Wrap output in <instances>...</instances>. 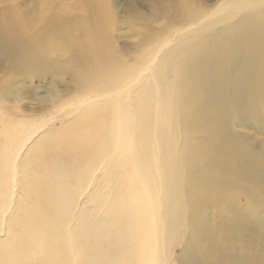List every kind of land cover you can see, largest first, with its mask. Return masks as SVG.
<instances>
[{"label":"bare ground","instance_id":"6f19581e","mask_svg":"<svg viewBox=\"0 0 264 264\" xmlns=\"http://www.w3.org/2000/svg\"><path fill=\"white\" fill-rule=\"evenodd\" d=\"M0 1V264H264V143L236 130L264 133V0H171L159 29L158 0L123 29L115 0ZM65 73L72 120L21 158L49 120L12 118L16 77Z\"/></svg>","mask_w":264,"mask_h":264},{"label":"rangeland","instance_id":"374dc122","mask_svg":"<svg viewBox=\"0 0 264 264\" xmlns=\"http://www.w3.org/2000/svg\"><path fill=\"white\" fill-rule=\"evenodd\" d=\"M30 3H35V0H29ZM141 2L138 7H136L137 12H139L143 16H149L153 18V7L149 4L148 0H135ZM166 1V2H165ZM198 1V0H197ZM202 1V2H201ZM222 0H200L199 4H203L205 8L209 9L211 12L215 10L217 5ZM234 1V0H231ZM143 3V4H142ZM158 10H164L165 12H160L162 15L159 16V21L153 22V28L159 29L160 25L164 22L163 19H167L171 12L169 13L171 0H158ZM35 5V4H34ZM126 5V0H115L112 4V9L115 14L114 24L117 29L125 28L124 25H120L121 18L124 16L123 11ZM10 6V3H5L0 1V13L2 11L7 10ZM162 6V7H161ZM157 9V8H155ZM139 38H134L132 34L128 36L114 35V40L117 42V50L120 54H122L126 60H130L132 57L137 55L142 49L143 41L138 42ZM163 39V38H162ZM141 40V39H140ZM173 43L177 42L175 37L172 38ZM142 43V44H141ZM141 44V45H140ZM139 50V51H138ZM10 65L7 62L0 63V81L5 80L10 75ZM6 70V72H5ZM12 71V70H11ZM13 75V73H12ZM15 75V74H14ZM15 85L19 89H22L24 94H27L26 98H23L21 101V106L19 107L16 115H13L12 118L18 119H32L31 121L40 125L44 123L46 119L49 120L48 126L42 128L37 135L34 137L33 141H30L22 151L21 155L25 154L32 145L39 140L49 129V131H53L56 129H60L66 126L73 118L71 115V111L75 109V105L77 99L75 96L77 95V91L75 89V84L70 76V74L65 73L59 76L47 75L45 78H37L35 80H28L24 76H17L15 79ZM52 89H57L62 95L55 97V99L51 98ZM5 103V102H4ZM6 104V103H5ZM264 121V116L262 117ZM237 132L247 137H250L254 140L253 145L256 147V150H259L256 145H262L264 143V133L257 132L255 130L243 127L238 125L236 127ZM26 151V152H25ZM262 152L263 150H259ZM20 156L21 158L23 157ZM94 181L91 183L90 187H88L87 191L80 194L78 198V208H84L86 196L92 192L94 185ZM14 202L13 205L18 203V197H20V189L19 187L14 191ZM89 207V206H87ZM13 208V207H12ZM10 216V213L7 214V217ZM5 238V234L0 235V240ZM179 251H177L178 253Z\"/></svg>","mask_w":264,"mask_h":264}]
</instances>
